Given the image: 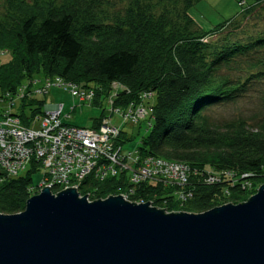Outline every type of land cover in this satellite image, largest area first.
<instances>
[{
  "label": "trees",
  "instance_id": "16d2710c",
  "mask_svg": "<svg viewBox=\"0 0 264 264\" xmlns=\"http://www.w3.org/2000/svg\"><path fill=\"white\" fill-rule=\"evenodd\" d=\"M196 2L4 0L0 50H8L10 56L0 58V95L15 94L34 78L55 77L93 90L96 99H106L109 86L121 84L125 91L117 95L116 107L134 104L139 94L148 93L154 101L146 134L136 148L141 157L179 162L196 174H228L238 182L231 185V180L221 179L207 184L191 174L183 188L148 181L130 188L124 175L100 181L92 174L77 190L88 201L124 193L131 203L201 214L246 201L251 196L246 184L255 186L264 174V119L250 127L241 119L216 124L210 116L211 108L234 101L242 90L220 75L221 67L238 56L264 51V36L243 45L213 44L207 38L228 23L206 33L192 31L187 10ZM44 105L37 97L25 98L13 115L27 125ZM103 117L90 129H97ZM126 140L121 129L119 145ZM39 169L32 159L16 177L0 169V214L24 210L37 188L30 185L31 176Z\"/></svg>",
  "mask_w": 264,
  "mask_h": 264
},
{
  "label": "water",
  "instance_id": "95a60500",
  "mask_svg": "<svg viewBox=\"0 0 264 264\" xmlns=\"http://www.w3.org/2000/svg\"><path fill=\"white\" fill-rule=\"evenodd\" d=\"M0 264H264V184L201 214L44 187L0 214Z\"/></svg>",
  "mask_w": 264,
  "mask_h": 264
},
{
  "label": "built area",
  "instance_id": "2783aa9c",
  "mask_svg": "<svg viewBox=\"0 0 264 264\" xmlns=\"http://www.w3.org/2000/svg\"><path fill=\"white\" fill-rule=\"evenodd\" d=\"M52 88L69 91L80 104L93 101L92 90L66 84L59 77L33 79L23 84L15 94L0 95V169L8 177L23 173L32 159L43 170L38 186L46 177L47 183L43 186L50 190H78L80 183L92 174L100 181L124 175V182L130 188L147 181L164 188H183L191 174L198 175L207 184H218L221 179L231 180V185L238 183L228 174L209 171L196 174L179 162L143 158L136 149L123 152L118 143L122 123L136 125L149 119L154 97L148 93L139 94L134 104L112 110V115L121 118L119 126L112 123L110 114L102 118L97 129L70 126L60 118L61 105L43 106L41 114L29 119L27 125L13 115L17 102L25 98L45 97ZM110 98L112 102L109 104L113 108L117 95ZM121 196L126 200L125 195ZM183 196L177 195L176 198L183 200Z\"/></svg>",
  "mask_w": 264,
  "mask_h": 264
},
{
  "label": "rangeland",
  "instance_id": "374dc122",
  "mask_svg": "<svg viewBox=\"0 0 264 264\" xmlns=\"http://www.w3.org/2000/svg\"><path fill=\"white\" fill-rule=\"evenodd\" d=\"M112 1L117 2V0ZM249 3L250 0H197V2L187 10L188 17L192 21L191 30L206 33L228 23L222 31L207 38L209 42L222 46L234 44L243 45L250 40L261 38L264 36V0H260L252 4V6H249ZM3 4L4 0H0V15L3 13ZM119 5L120 4L117 3V6H114L118 7ZM6 55L10 56L8 50H0V58H5L2 56ZM220 75L233 84H238L242 90L234 101L211 108V119L216 124L241 119L250 127H253L260 120H263L264 51L252 54L249 53L245 56L234 58L227 65L221 67ZM34 79L42 80L43 78ZM65 83L77 85L70 81H65ZM124 91L125 87L123 85L113 84L110 85L107 90L106 99H96L95 92L92 90L93 101L90 104L78 103L69 91H64L62 88H52L45 97L37 98L44 102V107L61 105L63 108L60 118L68 125L80 128H92L95 120L101 114L104 116L110 114L111 116L112 110L119 108L116 107L115 104L113 108L110 106L109 102L112 99L110 97H112L113 94L118 95ZM18 103L19 102L15 104L16 107ZM12 113H17L16 108H13ZM25 113H29V111L26 110ZM111 121L116 126L121 124V118H119L118 115H112ZM122 124L121 129L126 133L128 140L121 144V148L122 151L126 153L138 147L140 138H143L146 134L147 125L146 122H141L136 125L129 123ZM42 175L43 170L39 169L31 176L30 185L33 187L37 186L34 195L38 194L40 188L43 189L45 187L43 184L47 183L46 177H43L42 184L38 186L42 180ZM251 176L252 175H249V177ZM261 176V178H257L258 182L255 186H253L251 182L246 184L248 193L251 194V196H253L257 189L264 184V174ZM122 195H124V193ZM166 210V213L178 212L175 210H168V208Z\"/></svg>",
  "mask_w": 264,
  "mask_h": 264
}]
</instances>
